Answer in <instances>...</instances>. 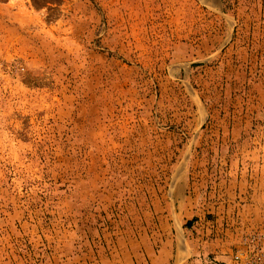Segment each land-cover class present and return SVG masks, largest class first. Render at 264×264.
I'll list each match as a JSON object with an SVG mask.
<instances>
[{
    "label": "rangeland",
    "instance_id": "1",
    "mask_svg": "<svg viewBox=\"0 0 264 264\" xmlns=\"http://www.w3.org/2000/svg\"><path fill=\"white\" fill-rule=\"evenodd\" d=\"M263 211L264 0H0V264H201Z\"/></svg>",
    "mask_w": 264,
    "mask_h": 264
},
{
    "label": "built area",
    "instance_id": "2",
    "mask_svg": "<svg viewBox=\"0 0 264 264\" xmlns=\"http://www.w3.org/2000/svg\"><path fill=\"white\" fill-rule=\"evenodd\" d=\"M225 232L217 235L222 248L201 256V264H264V211L258 224L246 226L238 219Z\"/></svg>",
    "mask_w": 264,
    "mask_h": 264
},
{
    "label": "crops",
    "instance_id": "3",
    "mask_svg": "<svg viewBox=\"0 0 264 264\" xmlns=\"http://www.w3.org/2000/svg\"><path fill=\"white\" fill-rule=\"evenodd\" d=\"M225 234H226V232H225ZM183 248H181L180 251L178 250V260H179V263H181V261H183V262L186 261L190 257V255H189L187 259L185 258V259L182 260V258L184 257V255L186 253V251H185L186 249H183ZM210 248H211L210 253H212L216 248H219V250H220L222 248V243H219V240H216L212 244V247H210Z\"/></svg>",
    "mask_w": 264,
    "mask_h": 264
}]
</instances>
